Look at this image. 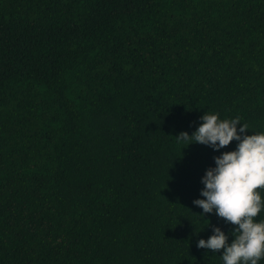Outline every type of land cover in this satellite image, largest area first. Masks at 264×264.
I'll return each mask as SVG.
<instances>
[{
	"label": "trees",
	"instance_id": "1",
	"mask_svg": "<svg viewBox=\"0 0 264 264\" xmlns=\"http://www.w3.org/2000/svg\"><path fill=\"white\" fill-rule=\"evenodd\" d=\"M205 113L264 133V0H0V264H224Z\"/></svg>",
	"mask_w": 264,
	"mask_h": 264
},
{
	"label": "clouds",
	"instance_id": "2",
	"mask_svg": "<svg viewBox=\"0 0 264 264\" xmlns=\"http://www.w3.org/2000/svg\"><path fill=\"white\" fill-rule=\"evenodd\" d=\"M195 132L189 136L179 133L175 138L185 144L198 143L214 151L225 148L232 141H238L236 150L213 157L215 167L206 169L201 183L204 185L193 204L203 213H213L226 223L236 226L233 239L219 228L213 227V234L200 239L197 248L209 249L213 253L222 251L224 264H258L264 258V221L256 222L264 208L260 189H264V133L245 135L247 124L240 118L220 120L218 114L205 113ZM241 125L237 129V125ZM239 133V134H238Z\"/></svg>",
	"mask_w": 264,
	"mask_h": 264
}]
</instances>
